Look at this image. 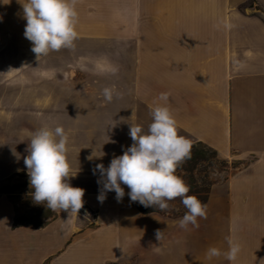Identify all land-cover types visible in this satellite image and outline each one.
<instances>
[{
  "label": "crops",
  "instance_id": "0c3cea01",
  "mask_svg": "<svg viewBox=\"0 0 264 264\" xmlns=\"http://www.w3.org/2000/svg\"><path fill=\"white\" fill-rule=\"evenodd\" d=\"M26 2L0 0V182L28 174L33 133L62 126L69 183L85 195L78 214L52 211L38 229L13 228L17 208L0 196V264H229L206 255L226 252L228 238L241 245L235 264H264V0H77L129 4L127 59H85L79 74L69 64L47 77L24 36ZM106 87L121 95L108 102ZM161 93L178 135L241 164L224 191L213 188L199 227L139 213L123 184L122 202L114 191L97 199L95 166L132 145L131 125L147 132Z\"/></svg>",
  "mask_w": 264,
  "mask_h": 264
},
{
  "label": "clouds",
  "instance_id": "9594fccd",
  "mask_svg": "<svg viewBox=\"0 0 264 264\" xmlns=\"http://www.w3.org/2000/svg\"><path fill=\"white\" fill-rule=\"evenodd\" d=\"M77 0H27L23 5L27 23L24 36L32 42V51L37 59L52 51L74 49L78 39ZM115 71V69L113 70ZM103 96L111 102L114 96L121 95L115 88L103 89ZM170 93H161L157 105L152 110V123L147 132L137 126H130L129 135L133 141L123 155L114 156L106 168L102 163L93 170L99 173L98 184H102L97 199L103 203L108 192H115L117 202H122L126 185L132 202L145 207L169 209L168 201L182 200L187 209L177 224L187 229L191 224L199 227L198 218L207 219V204L195 195H188L190 186L178 175L176 169L191 156L192 143L178 135V123L169 107L166 106ZM68 136L62 126L54 130L41 128L31 135L28 155L24 164L28 170L30 185L34 189L33 199L37 204L45 203L53 212L69 211L78 214L83 208L85 190L69 183L70 164L67 160ZM155 238L162 239V231L157 229ZM226 252L216 247L207 250L208 259L221 255L235 264L241 245L228 238Z\"/></svg>",
  "mask_w": 264,
  "mask_h": 264
},
{
  "label": "rangeland",
  "instance_id": "374dc122",
  "mask_svg": "<svg viewBox=\"0 0 264 264\" xmlns=\"http://www.w3.org/2000/svg\"><path fill=\"white\" fill-rule=\"evenodd\" d=\"M78 11V23L76 31L79 36L75 41L74 49H61L52 51L47 56L40 57L39 74L41 77L63 75L72 66L73 74H79L80 61L82 60H103V59H127V45L129 40V4L126 2L104 3V4H76ZM0 39L2 37L0 36ZM0 40V45L3 44ZM76 72V73H75ZM46 84H40L41 90ZM230 169L228 173L213 171L210 179L213 186L222 192L225 190L227 181L231 174L236 172L241 164L234 158L227 159ZM176 175L180 176L185 183L186 174L176 169ZM198 178V172H194ZM0 196H7L15 204L19 215L28 216L34 223L44 224L51 215V210L45 203L37 204L33 199L34 189L30 185L29 175L18 172L0 182ZM3 192H9L3 194ZM169 213L182 214L187 209L180 198L168 201ZM81 211L83 209H80Z\"/></svg>",
  "mask_w": 264,
  "mask_h": 264
},
{
  "label": "trees",
  "instance_id": "16d2710c",
  "mask_svg": "<svg viewBox=\"0 0 264 264\" xmlns=\"http://www.w3.org/2000/svg\"><path fill=\"white\" fill-rule=\"evenodd\" d=\"M243 8L244 6H241L239 7V10L242 11ZM177 169L182 170L186 174V184L190 186V192L188 193V195H195L202 203L207 204L211 194L212 186L214 184L210 179V173L213 171L228 173L230 166L228 160L220 157L217 151H215L213 148L201 142H197L192 144L190 158L183 161ZM195 171H197L199 174L198 178H195L193 175ZM228 179L229 178L227 176L224 178L225 181H227ZM8 193L9 192H3V194ZM135 207L138 212L143 215L158 213L171 218H177L185 215V213L175 214L169 213L167 210L161 211L158 207H145L139 202H135ZM50 214L51 215L47 219V222L41 224L34 223L33 219L30 218L28 220V216L19 215L17 213L13 219V228H42L49 222V220H51L55 216L52 211L50 212Z\"/></svg>",
  "mask_w": 264,
  "mask_h": 264
}]
</instances>
